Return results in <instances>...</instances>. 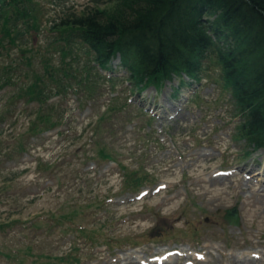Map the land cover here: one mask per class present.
Wrapping results in <instances>:
<instances>
[{"label":"rangeland","instance_id":"rangeland-1","mask_svg":"<svg viewBox=\"0 0 264 264\" xmlns=\"http://www.w3.org/2000/svg\"><path fill=\"white\" fill-rule=\"evenodd\" d=\"M30 1L38 27L0 50V67L20 63L18 84L0 87V222L18 218L0 229V264H45L69 251L81 264H232L246 253L264 264V147L245 154L218 62H204L199 82L174 76L137 89L117 57L90 77L94 98L78 77L51 106L17 100L44 59H62L53 22L115 2ZM44 107L62 125L33 134ZM234 205L238 225L223 218ZM64 216L73 227L55 223Z\"/></svg>","mask_w":264,"mask_h":264},{"label":"trees","instance_id":"trees-1","mask_svg":"<svg viewBox=\"0 0 264 264\" xmlns=\"http://www.w3.org/2000/svg\"><path fill=\"white\" fill-rule=\"evenodd\" d=\"M34 10L30 0H0V50L7 44L19 46L31 28L38 27ZM51 29L62 59L58 64L44 59L43 71L18 86L17 100L51 106V98L63 96L71 87L70 79L78 77L89 98H94L97 82L90 77L97 68L112 69L117 57L133 88L162 86L174 76L184 86L188 84L185 76L195 82L208 76L202 71L203 64L213 58L221 67L220 83L239 116L237 136L249 147L245 154L264 147V0H115L109 8L64 15ZM19 67L18 61L0 67L1 88L18 84ZM48 81L54 84L49 86ZM44 110L29 127L33 134L62 125L52 124ZM66 222L73 227L75 219L64 216L55 223ZM17 223L18 218H8L0 222V229ZM75 228L92 240L99 239L87 226ZM104 238L111 244L113 238ZM71 253L44 263L81 264L79 256L69 259Z\"/></svg>","mask_w":264,"mask_h":264},{"label":"water","instance_id":"water-1","mask_svg":"<svg viewBox=\"0 0 264 264\" xmlns=\"http://www.w3.org/2000/svg\"><path fill=\"white\" fill-rule=\"evenodd\" d=\"M223 218L229 224L238 225L239 224V213L237 210V206L234 205L232 207L226 208L223 214Z\"/></svg>","mask_w":264,"mask_h":264},{"label":"bare ground","instance_id":"bare-ground-1","mask_svg":"<svg viewBox=\"0 0 264 264\" xmlns=\"http://www.w3.org/2000/svg\"><path fill=\"white\" fill-rule=\"evenodd\" d=\"M205 156H207V154L205 155ZM221 178H223V176H220ZM253 177V176H252ZM249 178H251V177H249ZM212 179H214V178H212ZM211 179V180H212ZM256 180V179H255ZM254 185V184H253ZM264 196V195H263ZM217 199V198H216ZM217 200H219V199H217ZM212 204V203H211ZM216 205V204H215ZM218 205V204H217ZM185 251V250H184ZM183 251V252H184ZM187 251V250H186ZM187 253H190L189 251H187ZM246 254H248V253H246ZM246 254H243V255H241L242 257L241 258H239L237 261H235V262H233L232 264H251V263H253L254 262V259L251 257H247L246 256ZM167 255V254H166ZM165 255V256H166ZM235 255V254H234ZM250 255V254H249ZM179 257V256H178ZM232 257V256H231ZM237 257V256H236ZM162 258H164V257H162ZM161 259V258H160ZM236 259V258H235ZM167 260H170V259H167ZM142 261V260H141ZM131 263V262H130Z\"/></svg>","mask_w":264,"mask_h":264}]
</instances>
